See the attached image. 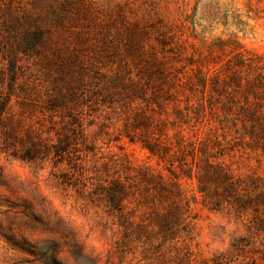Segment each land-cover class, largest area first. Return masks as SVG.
Wrapping results in <instances>:
<instances>
[{"label":"rangeland","instance_id":"1","mask_svg":"<svg viewBox=\"0 0 264 264\" xmlns=\"http://www.w3.org/2000/svg\"><path fill=\"white\" fill-rule=\"evenodd\" d=\"M28 29L47 37L37 52L20 54L14 98H34L35 111L26 114L37 117L46 98H73L43 110L54 116L49 142L66 141L68 152L32 148L29 155L21 144L24 159L0 153V264H264L258 242L235 240L246 232L242 219L205 202L195 177L173 176L184 223L157 231L158 175L174 181L170 162L142 145L160 135L163 120L169 137L177 134L169 98H230L231 90L214 91V75L229 81L227 64L264 62V0H0V40L9 51ZM120 98H135L136 110L146 108L142 98L167 103L163 111L145 109L155 117L136 127ZM210 127L190 122L188 130ZM257 153L238 145L217 151L216 160L262 173ZM145 171L157 177L151 182ZM116 180L130 189L124 213L106 193Z\"/></svg>","mask_w":264,"mask_h":264},{"label":"trees","instance_id":"2","mask_svg":"<svg viewBox=\"0 0 264 264\" xmlns=\"http://www.w3.org/2000/svg\"><path fill=\"white\" fill-rule=\"evenodd\" d=\"M17 16V19H21L19 14ZM44 37H47L46 33L28 29L22 38H17V51H9L6 41L0 40V153H7L13 158L24 159L19 155L22 151L21 144H26L23 151L29 155L32 148L41 152L53 147L62 156L68 152L66 141L60 142L58 146L49 142L50 131L47 123L51 122L54 116L52 112H47L52 115L44 116L43 110L66 107L73 98H46L40 106L41 117L34 113L26 114L27 111H35L37 104L32 101L34 98H14L21 89L18 83V78L22 75L20 54L37 52L38 43L42 42ZM33 42L37 43L31 47ZM260 59L243 60L236 67L232 62L227 64L233 71L229 81H223L219 73L214 75V91L222 94V91L228 93L227 90H231L230 98H169L168 101L174 104L177 117L172 122L177 134L169 137L168 125L166 120H163L160 127L157 126L160 135L146 136L142 145L153 156L170 162L168 169L171 180L173 176L178 178L180 175L195 177L205 202L211 203L217 210L227 209L237 220L242 219L246 232L235 240L247 245L258 242L263 247L264 258V169L262 173L255 168L242 173L231 163L216 160L217 151L238 145H247L254 154L257 151L264 154V62ZM200 81L205 89L206 76ZM240 90L244 98L237 97ZM134 99L120 98L119 101L124 114L134 118L136 127V122L144 125L155 117L146 116L145 109H153L157 105L158 110L163 111L167 103L165 98H142L146 108L136 110ZM190 122H194L196 127L209 125L211 131L201 134L197 130L192 134L188 130ZM214 122L216 125L212 126ZM255 156L264 165V156L258 153ZM144 175L149 177L151 182L157 177L148 171H145ZM158 176L160 186L153 193L156 199L153 200L154 214L151 219L158 225L157 231L168 232L173 227L180 230L185 216L181 187L175 180L168 183L163 181L162 175ZM129 192L130 189L120 180H116L106 191L109 203L115 205L120 213L125 211L124 199ZM248 213L252 216L244 218ZM129 220L131 221L128 218V222Z\"/></svg>","mask_w":264,"mask_h":264}]
</instances>
